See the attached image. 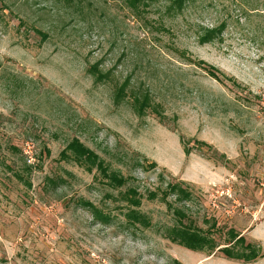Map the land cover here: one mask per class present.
<instances>
[{
    "label": "rangeland",
    "instance_id": "obj_1",
    "mask_svg": "<svg viewBox=\"0 0 264 264\" xmlns=\"http://www.w3.org/2000/svg\"><path fill=\"white\" fill-rule=\"evenodd\" d=\"M143 93L157 111L137 114ZM74 137L126 185L60 158ZM170 185L215 248L168 238ZM236 235L264 253V0H0V264H264L220 251Z\"/></svg>",
    "mask_w": 264,
    "mask_h": 264
},
{
    "label": "trees",
    "instance_id": "obj_2",
    "mask_svg": "<svg viewBox=\"0 0 264 264\" xmlns=\"http://www.w3.org/2000/svg\"><path fill=\"white\" fill-rule=\"evenodd\" d=\"M127 6L130 8L137 10L138 7H148L152 2L156 0H122ZM180 4L183 0H175ZM168 8L166 11H169ZM39 35H41V39L45 40L46 35L42 34L39 30H35ZM198 64L202 65L206 72L212 76L213 78L219 80L220 76L215 67L212 65L205 64L204 61L199 60ZM91 72L95 75L97 80H102L106 77L105 73H102L97 66H93L90 68ZM221 73V72H220ZM222 74V73H221ZM223 75V74H222ZM224 76V75H223ZM226 77V76H225ZM227 79L235 82L232 77H226ZM126 83L123 86H119L116 90V98L122 99L126 95ZM150 95L148 93H143L141 97L138 95L133 96V108L137 112V114L142 115L146 112L147 108L153 109L157 111L155 106H151L150 103ZM204 144V143H203ZM14 148V147H12ZM69 153L72 154L73 159L78 162L80 165L85 166H94L98 172V174L106 180L107 184L113 187H122L126 185L129 181V177H124L121 174H118L114 171H109V169L105 166L103 160L89 147L85 146L78 138H72L65 148L60 151L59 156L60 158L66 159L69 157ZM184 153L189 154L190 149L184 147ZM145 160L144 157H142ZM156 165L155 162L149 163V166L154 167ZM18 179H22V174L15 173ZM129 187V186H128ZM174 192L177 196L176 198L180 199V197L188 198L191 196L190 193L182 187H169L168 190H162L157 193V191H149L146 195L148 199L152 200L156 198L158 195L160 199L166 202L167 206L171 209V203L167 201V196L170 192ZM124 198L127 199L128 204L132 206L131 209L126 213V217L132 223H140L145 224L147 223L146 218L142 215L141 212L137 210V208L141 204V197L140 194L136 191L135 188L129 187L123 193ZM174 216L178 217L175 226H172L169 230H167V236L172 241L175 242L189 250L198 251L203 248H215V243L213 239L209 238L206 234L201 233L199 230L191 229L185 224L182 223L181 219L184 217V213L182 209L179 208H172ZM235 242L241 243L242 248L244 250H234L230 249V247H223L220 251L226 257L239 259L244 262H251L256 260L257 258H263L264 253L261 250L260 246L254 245L252 243H245V239L242 235H236Z\"/></svg>",
    "mask_w": 264,
    "mask_h": 264
}]
</instances>
